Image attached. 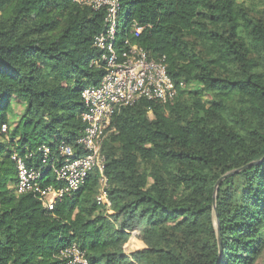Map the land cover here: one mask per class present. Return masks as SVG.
<instances>
[{
	"label": "trees",
	"instance_id": "1",
	"mask_svg": "<svg viewBox=\"0 0 264 264\" xmlns=\"http://www.w3.org/2000/svg\"><path fill=\"white\" fill-rule=\"evenodd\" d=\"M104 11L73 0H0V264H256L264 252V0H121L116 42L165 57L176 97L115 116L101 177L46 208L16 192L14 151L75 146L81 92L104 69ZM132 24L143 30L135 35ZM13 104L23 105L10 122ZM7 125V133L2 132ZM221 246L214 213L215 186ZM47 165L41 185L61 189Z\"/></svg>",
	"mask_w": 264,
	"mask_h": 264
},
{
	"label": "built area",
	"instance_id": "2",
	"mask_svg": "<svg viewBox=\"0 0 264 264\" xmlns=\"http://www.w3.org/2000/svg\"><path fill=\"white\" fill-rule=\"evenodd\" d=\"M73 1L94 11L105 12L103 30L94 41L101 55L92 62L96 67L104 69V75L99 84L88 86L81 92L85 106L82 114L85 129L75 146L63 142L58 153H53L46 145L41 146L38 149L42 156L40 167L28 165L27 160L35 158L32 151H28L25 157L17 151L12 155L17 171V194H36L46 208H52L57 200L79 190L93 171H98L101 177L98 200L109 205L107 178L104 174L106 157L102 147L111 135L117 134L113 124L115 116L121 109L142 98L167 103L177 95L164 56L151 57L129 38L121 46L116 42L120 28L121 0ZM132 28L136 36L143 30L136 24H132ZM7 131V125H4L2 132ZM47 165L55 180L63 183L61 189L42 188L41 182L45 177L42 171ZM61 256L67 260V264H89L85 254L76 245L65 247L61 250Z\"/></svg>",
	"mask_w": 264,
	"mask_h": 264
},
{
	"label": "water",
	"instance_id": "3",
	"mask_svg": "<svg viewBox=\"0 0 264 264\" xmlns=\"http://www.w3.org/2000/svg\"><path fill=\"white\" fill-rule=\"evenodd\" d=\"M255 163H252V164H249L247 165L246 167H243L242 169L240 170H236V171H232V172H229L227 174H225L224 176H222L216 186H215V197H214V202H213V207H214V213H215V217H216V232H217V239H218V243H219V250L220 252L222 251V246H221V234H220V231H221V228H220V224L218 222V215H217V212H216V193H217V190H218V187L220 186L221 182L223 180H225L226 178L230 177V176H233L234 174L240 172L241 170L243 169H246V168H249L251 167L252 165H254Z\"/></svg>",
	"mask_w": 264,
	"mask_h": 264
},
{
	"label": "rangeland",
	"instance_id": "4",
	"mask_svg": "<svg viewBox=\"0 0 264 264\" xmlns=\"http://www.w3.org/2000/svg\"><path fill=\"white\" fill-rule=\"evenodd\" d=\"M23 109H24L23 105L13 104V110L9 116L10 122L16 121L22 114ZM256 264H264V252L262 253L261 257L258 259Z\"/></svg>",
	"mask_w": 264,
	"mask_h": 264
}]
</instances>
